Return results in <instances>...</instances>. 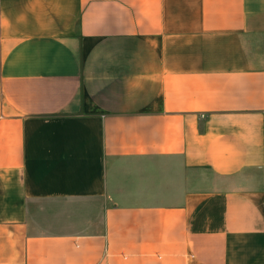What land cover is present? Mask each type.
Wrapping results in <instances>:
<instances>
[{
	"label": "crops",
	"instance_id": "0c3cea01",
	"mask_svg": "<svg viewBox=\"0 0 264 264\" xmlns=\"http://www.w3.org/2000/svg\"><path fill=\"white\" fill-rule=\"evenodd\" d=\"M0 264H264V0H0Z\"/></svg>",
	"mask_w": 264,
	"mask_h": 264
}]
</instances>
